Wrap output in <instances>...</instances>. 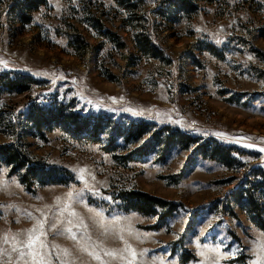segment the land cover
Returning a JSON list of instances; mask_svg holds the SVG:
<instances>
[{"label": "rangeland", "instance_id": "obj_1", "mask_svg": "<svg viewBox=\"0 0 264 264\" xmlns=\"http://www.w3.org/2000/svg\"><path fill=\"white\" fill-rule=\"evenodd\" d=\"M17 1L0 0V74L37 84L0 94V145L15 143L28 165L66 171L69 183L30 178L27 190L0 162V264H33L12 248L45 216L46 264H181L184 255L185 264H254L264 255V232L227 195L244 171L264 172V0H186L183 8L175 0H46L27 22L12 9ZM142 35L158 59L140 53L134 42ZM32 109L87 118L104 133L98 141L53 125L39 133L27 120ZM138 121L210 138L230 148V166L180 147L123 163L145 138L133 145L118 138L117 161L103 151L112 126ZM69 191L81 194L70 208L77 215L52 220ZM132 192L172 205L170 215L168 206L125 211ZM68 227L77 240L55 234Z\"/></svg>", "mask_w": 264, "mask_h": 264}, {"label": "trees", "instance_id": "obj_2", "mask_svg": "<svg viewBox=\"0 0 264 264\" xmlns=\"http://www.w3.org/2000/svg\"><path fill=\"white\" fill-rule=\"evenodd\" d=\"M45 2L46 0H18L12 9L16 17L18 16L17 19L27 22L29 21L27 13L37 11ZM186 3V0H175L173 6L183 8L187 5ZM104 33L107 37H111L110 40L115 42L113 40L116 37L114 34H111L107 29ZM134 43L143 55H147L153 59L159 58L157 50L151 46L146 36H138V39ZM36 84L37 80L29 75H23L14 71L0 74V94H24L34 88ZM27 120L34 124L35 129L39 133L44 128L49 129L51 125L53 127L60 126V128L71 132L73 136L78 138L85 134L83 138L89 139L88 137H91L97 141L99 135L104 133L101 124L90 122L87 118L77 121L74 116L64 114L61 110L52 111L48 109L42 113L38 109H32ZM110 130L112 131H110L109 137L106 136L107 141L106 146H103V151L112 154L116 161L121 159H117L114 155L115 151L119 149L116 144L118 138H123L125 145H133L145 138L138 147L123 156L122 162L125 164L140 160L157 151L160 154V159H163L174 147H180L183 150L191 149L192 158L200 156L205 159L217 160L226 167H229L231 163H229L230 148L219 147L210 138L201 140L198 137L180 132L171 126H157L145 121H138L128 124L122 130L118 126H112ZM15 148V143L13 142L0 145V162L10 167V174H18L19 182L25 189L29 190L31 186L30 178L37 181V185H66L69 183L64 178V174L67 173L66 171L46 169L41 165H28V159L19 154ZM252 169L251 173L249 171L243 172V179L240 180L242 185L237 190L235 187L231 188L227 195L231 196L234 203L242 205L248 220L264 232V172L262 168L261 170L259 168ZM123 201L126 204L125 211L132 210L147 215L154 214L155 208L165 209L168 206L167 213L165 212V216H168L173 209V206L169 207L167 202L138 192L129 193L128 197L124 198ZM163 217L161 216V220ZM186 261V256H182L181 264H185Z\"/></svg>", "mask_w": 264, "mask_h": 264}, {"label": "snow or ice", "instance_id": "obj_3", "mask_svg": "<svg viewBox=\"0 0 264 264\" xmlns=\"http://www.w3.org/2000/svg\"><path fill=\"white\" fill-rule=\"evenodd\" d=\"M249 59H252V57H249ZM261 151H264V149H261ZM83 171L84 170H81V172H83ZM80 178L83 179L82 176ZM66 195H67V202H65L63 204V206L60 207L58 213L53 212V215L51 217L52 220H56L57 214L62 217L65 212H67L69 217H73V216L77 215L75 212L70 211V208H71V203L73 200L79 202V200L81 198V194L79 192L73 193L72 191H69ZM59 203H60V198H57V204H59ZM39 211H41V214L44 215L43 210H39ZM49 211H52V209H49ZM28 215H29V218H31V214H28ZM95 215L97 217H99V216H102V213L96 212ZM48 221H49V217H47V216H45L44 220L37 219L34 227L32 229L27 230V232H28L27 240L19 242L22 244V247L18 249L17 247H15V244H14L12 251L18 252V258L19 259L23 260V259H25L26 256H30L33 264H46L45 255L43 254L42 251H40L41 249H44L46 247V245L43 243V241L40 240V237L45 235V232L43 231L44 224H45V222H48ZM60 223H62V221L57 220L56 223L51 224V228L56 229L57 224H60ZM81 223H82V221H81ZM68 224L69 225L72 224L71 219L68 220ZM106 231H107V229H106ZM65 232L70 234L69 238H71L73 240H77V237L75 235H71V233H72L71 227H68V228L64 229L63 231L57 230L55 234L56 235H64ZM261 235H264V234H261ZM5 242H7V238H5ZM37 245H38V247H37ZM259 247H260V250L262 252H264V245H260ZM25 249H27V251H25ZM81 250L82 251H88L87 247L84 246L83 244H81ZM64 251L67 254V250H64ZM126 251H131V250H130V248H126ZM210 251H218V250L217 249H210ZM4 254L9 255V259L11 260V255L9 253L6 252ZM106 254L107 255H114V253H112V252H107ZM89 255L95 256V258L99 259V256H97L94 252H89ZM132 255H135V253L132 252ZM201 255H203V252H201ZM25 264H27V261H25ZM129 264H131V262H129ZM201 264H203V262H201ZM254 264H264V255L258 256V258L254 262Z\"/></svg>", "mask_w": 264, "mask_h": 264}]
</instances>
